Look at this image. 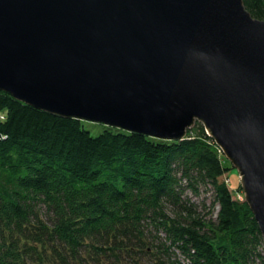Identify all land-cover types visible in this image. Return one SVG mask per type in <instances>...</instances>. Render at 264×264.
<instances>
[{"label": "water", "instance_id": "water-1", "mask_svg": "<svg viewBox=\"0 0 264 264\" xmlns=\"http://www.w3.org/2000/svg\"><path fill=\"white\" fill-rule=\"evenodd\" d=\"M0 89L162 139L200 122L264 238V19L243 0H0Z\"/></svg>", "mask_w": 264, "mask_h": 264}, {"label": "trees", "instance_id": "trees-1", "mask_svg": "<svg viewBox=\"0 0 264 264\" xmlns=\"http://www.w3.org/2000/svg\"><path fill=\"white\" fill-rule=\"evenodd\" d=\"M243 3L264 19V0ZM98 123L92 134L0 89V264H264L259 225L200 122L176 140ZM201 187L215 217L185 194Z\"/></svg>", "mask_w": 264, "mask_h": 264}, {"label": "rangeland", "instance_id": "rangeland-1", "mask_svg": "<svg viewBox=\"0 0 264 264\" xmlns=\"http://www.w3.org/2000/svg\"><path fill=\"white\" fill-rule=\"evenodd\" d=\"M84 123H85V126L91 130L92 134H97V133L101 132V130L104 128V126L98 122L95 123V122L90 121V120H84ZM196 123H198V121H196L194 123V125L192 126V128H190V129H193L196 126ZM230 164H231V162H230ZM230 166L231 167H230L229 171L225 174L228 177V178H226V180L230 182L232 187H236L237 184H240L239 171L237 170L236 167H234L232 165H230ZM241 192H242L241 196H244V192L242 191V189H241ZM185 194L191 199V201H194L197 204H199V207L200 206L202 207V202L204 201L206 203V206L209 205L210 208L208 206L206 208H203L200 211L201 212L208 211V209H209L212 211V213H213L212 215H214V217H215V213L218 209V205L216 204L214 206H211V200H212L211 190H206L205 188L201 187L200 193L196 195L193 192H191L189 189H186ZM43 216L45 217V214H43ZM142 262H144V264H146V263L151 262V260L149 257H143Z\"/></svg>", "mask_w": 264, "mask_h": 264}, {"label": "built area", "instance_id": "built-area-1", "mask_svg": "<svg viewBox=\"0 0 264 264\" xmlns=\"http://www.w3.org/2000/svg\"><path fill=\"white\" fill-rule=\"evenodd\" d=\"M240 197H242V196L240 195Z\"/></svg>", "mask_w": 264, "mask_h": 264}]
</instances>
